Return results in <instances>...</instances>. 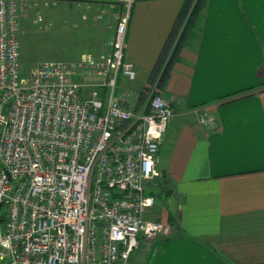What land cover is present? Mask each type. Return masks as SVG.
Returning <instances> with one entry per match:
<instances>
[{"label":"built area","instance_id":"1","mask_svg":"<svg viewBox=\"0 0 264 264\" xmlns=\"http://www.w3.org/2000/svg\"><path fill=\"white\" fill-rule=\"evenodd\" d=\"M29 1L0 0V264H132L141 240L169 232L146 212L174 115L156 92L173 49L140 108L126 107L116 93L120 76H136L124 56L126 0L96 57L37 62L22 75L19 21ZM82 75L103 79H74ZM190 111L215 125L205 107Z\"/></svg>","mask_w":264,"mask_h":264},{"label":"crops","instance_id":"2","mask_svg":"<svg viewBox=\"0 0 264 264\" xmlns=\"http://www.w3.org/2000/svg\"><path fill=\"white\" fill-rule=\"evenodd\" d=\"M99 1L115 16L126 12V0ZM189 4L131 0L124 56L136 76L117 80L123 104L140 108L177 46L156 86L174 110L159 146L155 186L176 200L172 213L162 209L157 218L174 238L157 242L155 258L264 264V0H207L186 29ZM194 107H205L215 125L199 124Z\"/></svg>","mask_w":264,"mask_h":264},{"label":"rangeland","instance_id":"3","mask_svg":"<svg viewBox=\"0 0 264 264\" xmlns=\"http://www.w3.org/2000/svg\"><path fill=\"white\" fill-rule=\"evenodd\" d=\"M28 4L32 5L24 16L21 15L18 32L22 75L37 62L77 61L83 53L96 57L105 40L112 35L114 29L110 25L115 24L118 16L99 0H31ZM188 13L189 8L186 9ZM74 79L98 83L103 77L82 75ZM152 189L157 199L156 207L148 209L146 216L158 218V212L162 209L172 213L176 200L166 197L155 186ZM5 210L6 207L2 205L0 216ZM173 238L170 230L168 234L157 235L151 241L141 240L134 251V264H168L170 259L166 255L162 259L155 258V247L157 242L164 244ZM204 244L208 245L209 242L203 240Z\"/></svg>","mask_w":264,"mask_h":264},{"label":"trees","instance_id":"4","mask_svg":"<svg viewBox=\"0 0 264 264\" xmlns=\"http://www.w3.org/2000/svg\"><path fill=\"white\" fill-rule=\"evenodd\" d=\"M187 2L188 3L190 2V4H189L190 9H189L188 14L185 13L186 21L183 22V24L186 25V27H185L186 29H188L190 26L192 27L193 25H195L197 23L198 17L200 15V13L203 11V9L205 8L207 0H187ZM181 23L182 22H180V24ZM180 41L181 40H179L176 45H178L180 43ZM176 50H177V46H175L173 48V50L169 56V59L167 60L166 65L164 66L163 71L159 75L158 82H157L158 85H161L162 83H164V81L167 77L168 69L174 60V57H175L174 55H175ZM0 218H1V216H0ZM155 220H157V218H155Z\"/></svg>","mask_w":264,"mask_h":264}]
</instances>
